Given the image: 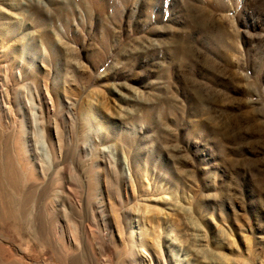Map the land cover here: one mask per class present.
<instances>
[{
  "label": "rangeland",
  "instance_id": "rangeland-1",
  "mask_svg": "<svg viewBox=\"0 0 264 264\" xmlns=\"http://www.w3.org/2000/svg\"><path fill=\"white\" fill-rule=\"evenodd\" d=\"M0 175V264H264V0H0Z\"/></svg>",
  "mask_w": 264,
  "mask_h": 264
},
{
  "label": "bare ground",
  "instance_id": "bare-ground-1",
  "mask_svg": "<svg viewBox=\"0 0 264 264\" xmlns=\"http://www.w3.org/2000/svg\"><path fill=\"white\" fill-rule=\"evenodd\" d=\"M4 170V169H3ZM1 176V175H0ZM7 201V200H6ZM6 203V202H5ZM10 204V203H9ZM17 207V206H16ZM16 209V208H15ZM2 224V223H1Z\"/></svg>",
  "mask_w": 264,
  "mask_h": 264
}]
</instances>
